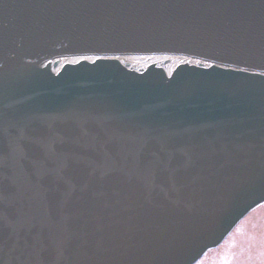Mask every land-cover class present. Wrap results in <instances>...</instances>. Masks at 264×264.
I'll list each match as a JSON object with an SVG mask.
<instances>
[{
    "label": "water",
    "instance_id": "1",
    "mask_svg": "<svg viewBox=\"0 0 264 264\" xmlns=\"http://www.w3.org/2000/svg\"><path fill=\"white\" fill-rule=\"evenodd\" d=\"M262 203L264 0H0V264H194Z\"/></svg>",
    "mask_w": 264,
    "mask_h": 264
},
{
    "label": "rangeland",
    "instance_id": "2",
    "mask_svg": "<svg viewBox=\"0 0 264 264\" xmlns=\"http://www.w3.org/2000/svg\"><path fill=\"white\" fill-rule=\"evenodd\" d=\"M196 264H264V203L250 212L221 245L208 250Z\"/></svg>",
    "mask_w": 264,
    "mask_h": 264
},
{
    "label": "bare ground",
    "instance_id": "3",
    "mask_svg": "<svg viewBox=\"0 0 264 264\" xmlns=\"http://www.w3.org/2000/svg\"><path fill=\"white\" fill-rule=\"evenodd\" d=\"M91 58L89 57V60ZM116 59L121 60V63L128 69L140 70L154 64L158 67H163L168 75L175 69L179 64H204L206 67L211 66L212 62L203 60L202 58L191 56V55H166V54H155V55H136L128 54L118 56ZM168 67L169 70L166 68ZM258 205L257 207H259ZM256 207V208H257ZM255 209V208H254ZM253 209V210H254ZM252 210V211H253ZM251 211V212H252ZM234 229V228H233Z\"/></svg>",
    "mask_w": 264,
    "mask_h": 264
}]
</instances>
